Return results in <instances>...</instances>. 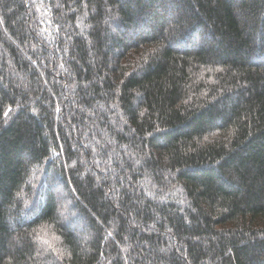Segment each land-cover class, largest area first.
Here are the masks:
<instances>
[{
	"label": "trees",
	"instance_id": "1",
	"mask_svg": "<svg viewBox=\"0 0 264 264\" xmlns=\"http://www.w3.org/2000/svg\"><path fill=\"white\" fill-rule=\"evenodd\" d=\"M0 264H264V0H0Z\"/></svg>",
	"mask_w": 264,
	"mask_h": 264
},
{
	"label": "rangeland",
	"instance_id": "2",
	"mask_svg": "<svg viewBox=\"0 0 264 264\" xmlns=\"http://www.w3.org/2000/svg\"><path fill=\"white\" fill-rule=\"evenodd\" d=\"M40 182V181H39ZM45 182V185L47 186V187H49V188H52V186L51 185H49L48 183H50V181L47 179V176H43V179L41 180V184H43ZM44 185V184H43ZM44 185V186H45ZM54 185H58V184H54ZM58 188H59V186H58ZM63 191L61 190V193H62ZM32 202H33V200H32ZM59 202V201H58Z\"/></svg>",
	"mask_w": 264,
	"mask_h": 264
}]
</instances>
